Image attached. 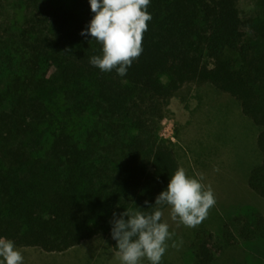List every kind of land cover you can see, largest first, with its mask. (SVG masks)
I'll list each match as a JSON object with an SVG mask.
<instances>
[{"label": "trees", "instance_id": "16d2710c", "mask_svg": "<svg viewBox=\"0 0 264 264\" xmlns=\"http://www.w3.org/2000/svg\"><path fill=\"white\" fill-rule=\"evenodd\" d=\"M238 1L150 0L143 52L120 76L90 63L102 45L81 35L89 0H0V237L63 252L104 234L117 252L113 214L152 213L179 168L159 128L187 83L229 94L257 126L246 183L264 198V14L242 18ZM235 228L263 237L264 216L228 217L218 245L201 231L193 264H211Z\"/></svg>", "mask_w": 264, "mask_h": 264}, {"label": "rangeland", "instance_id": "374dc122", "mask_svg": "<svg viewBox=\"0 0 264 264\" xmlns=\"http://www.w3.org/2000/svg\"><path fill=\"white\" fill-rule=\"evenodd\" d=\"M238 8L242 18L260 17L264 14V0H239ZM257 133V126L242 113L238 101L210 83L184 84L170 98L159 134L169 142L179 168L189 176H203V183L214 192L216 204L195 228L173 221L170 206L163 209L162 220L175 233L172 240L179 247H172L170 240L161 264H193L194 242L199 233L213 234L218 245L223 242V221L230 216L245 214L248 209H256L264 216V198L246 183L250 169L260 160ZM236 228L232 230L234 243H224L216 250L211 264H264V236L243 239ZM16 247L24 256V264H120L104 234L84 239L63 252ZM142 264L149 262L145 259Z\"/></svg>", "mask_w": 264, "mask_h": 264}, {"label": "clouds", "instance_id": "9594fccd", "mask_svg": "<svg viewBox=\"0 0 264 264\" xmlns=\"http://www.w3.org/2000/svg\"><path fill=\"white\" fill-rule=\"evenodd\" d=\"M89 2L95 15L81 35L90 34L102 45V55L91 57L90 63L102 72L115 70L125 76L143 52V35L152 19L147 11L150 0ZM215 204L214 192L203 183V176L192 177L185 169L178 168L170 177L167 189L156 197L154 205L157 207L152 213L126 209L118 218L113 214L111 235L117 242L120 264H142L145 259L149 264H161L168 242L175 235L169 230L168 222L162 220V206H170L173 221L195 228L207 218ZM171 246L179 247L174 240ZM0 264H24L21 250L11 239L0 237Z\"/></svg>", "mask_w": 264, "mask_h": 264}]
</instances>
